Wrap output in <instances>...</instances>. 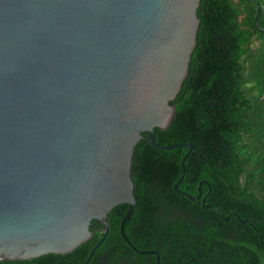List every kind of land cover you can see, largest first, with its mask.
Here are the masks:
<instances>
[{
	"label": "water",
	"instance_id": "water-1",
	"mask_svg": "<svg viewBox=\"0 0 264 264\" xmlns=\"http://www.w3.org/2000/svg\"><path fill=\"white\" fill-rule=\"evenodd\" d=\"M198 1L0 0V259L68 252L90 236L93 219L101 234L86 264L121 202L118 231L135 249L122 225L134 205L129 166L140 132L160 149L187 147L176 191L191 149L156 143L152 128L172 119ZM259 12L255 2L254 25ZM202 182L195 196L182 193L196 200ZM138 252L157 264L155 250Z\"/></svg>",
	"mask_w": 264,
	"mask_h": 264
},
{
	"label": "trees",
	"instance_id": "trees-1",
	"mask_svg": "<svg viewBox=\"0 0 264 264\" xmlns=\"http://www.w3.org/2000/svg\"><path fill=\"white\" fill-rule=\"evenodd\" d=\"M195 13L187 74L169 102L172 119L152 128L158 144L191 142L179 191L172 183L187 147L160 149L140 132L129 166L134 205L122 225L135 249L119 234L126 203H117L86 264H155L154 253L138 252L146 250L157 252V264H264L257 236L264 241V0H199ZM200 180L199 197L187 199L182 192L195 196ZM88 228L90 236L68 252L0 264H83L101 234L93 219Z\"/></svg>",
	"mask_w": 264,
	"mask_h": 264
}]
</instances>
